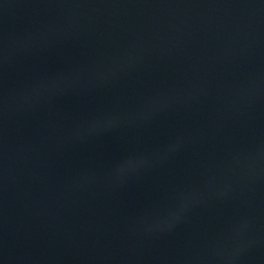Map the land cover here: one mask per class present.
I'll use <instances>...</instances> for the list:
<instances>
[{"label": "water", "instance_id": "95a60500", "mask_svg": "<svg viewBox=\"0 0 264 264\" xmlns=\"http://www.w3.org/2000/svg\"><path fill=\"white\" fill-rule=\"evenodd\" d=\"M0 264H264V0H0Z\"/></svg>", "mask_w": 264, "mask_h": 264}]
</instances>
